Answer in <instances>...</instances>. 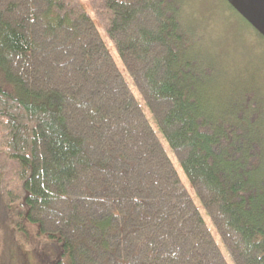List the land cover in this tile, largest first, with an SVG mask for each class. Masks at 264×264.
Instances as JSON below:
<instances>
[{"label":"trees","instance_id":"trees-1","mask_svg":"<svg viewBox=\"0 0 264 264\" xmlns=\"http://www.w3.org/2000/svg\"><path fill=\"white\" fill-rule=\"evenodd\" d=\"M102 2L154 125L81 6L0 0V153L54 264H227L161 139L234 264H264V76L215 72L181 0Z\"/></svg>","mask_w":264,"mask_h":264},{"label":"rangeland","instance_id":"rangeland-1","mask_svg":"<svg viewBox=\"0 0 264 264\" xmlns=\"http://www.w3.org/2000/svg\"><path fill=\"white\" fill-rule=\"evenodd\" d=\"M68 1L76 6H81L90 15L117 68L130 86L134 98L152 123V117L139 91L126 73L115 44L108 36L107 29L110 16L102 0ZM181 1L184 4L180 19L185 23L187 29L188 26L192 27L191 34L192 37H196L195 42H198V49L210 54V57L218 64L216 68L220 67V69L215 68V72L219 73L220 70H225V73L222 74H227L238 65L237 62L245 63L244 61L249 60L250 69L256 70L257 75L263 78L264 43L253 40L247 34L243 35L247 28L246 24L238 15L231 12L223 0ZM215 79V83L219 81L221 86L225 80L224 75L221 74H216ZM161 143L181 181L187 188L193 203L203 216L205 225L212 234L225 262L234 264L210 216L193 195L175 154L164 140L161 139ZM17 167V162L0 153V168L3 172L0 184V264H54L60 256L61 242L42 233L40 224L28 218V207L24 201L22 181L19 179ZM180 196L184 199L187 198L184 193Z\"/></svg>","mask_w":264,"mask_h":264},{"label":"water","instance_id":"water-1","mask_svg":"<svg viewBox=\"0 0 264 264\" xmlns=\"http://www.w3.org/2000/svg\"><path fill=\"white\" fill-rule=\"evenodd\" d=\"M225 1L264 38V0Z\"/></svg>","mask_w":264,"mask_h":264}]
</instances>
